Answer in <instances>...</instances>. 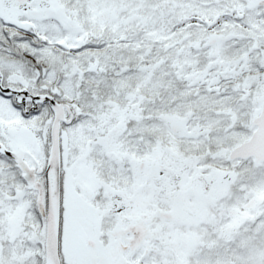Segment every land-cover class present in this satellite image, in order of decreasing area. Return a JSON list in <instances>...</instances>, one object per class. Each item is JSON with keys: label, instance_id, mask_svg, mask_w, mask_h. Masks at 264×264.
Returning <instances> with one entry per match:
<instances>
[{"label": "snow or ice", "instance_id": "6c2138e0", "mask_svg": "<svg viewBox=\"0 0 264 264\" xmlns=\"http://www.w3.org/2000/svg\"><path fill=\"white\" fill-rule=\"evenodd\" d=\"M0 264H264V0H0Z\"/></svg>", "mask_w": 264, "mask_h": 264}]
</instances>
